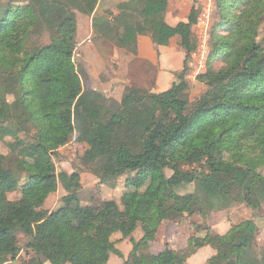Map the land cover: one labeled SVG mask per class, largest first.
Segmentation results:
<instances>
[{
    "label": "trees",
    "instance_id": "obj_1",
    "mask_svg": "<svg viewBox=\"0 0 264 264\" xmlns=\"http://www.w3.org/2000/svg\"><path fill=\"white\" fill-rule=\"evenodd\" d=\"M98 2L0 0V140L15 137L25 125L34 128L31 140L15 150L20 159L12 165L0 153V264L18 256V232L28 238L33 264H108L110 253L122 257L116 240L127 238L131 250L121 264H187L205 246L214 250L205 264H264L254 219L232 224L224 234H210L204 224L214 208L243 203L254 212L264 203L259 170L264 166V35L258 36L264 0L221 1L228 16L222 26L228 29L216 36L213 56L221 66L198 76L208 89L190 111L185 75L195 7L185 21L170 25L168 0H125L117 13L106 14L113 26L95 15ZM77 14L92 16V28L103 37L112 34L122 47L136 43L119 35L127 24L159 46L178 36L185 53L182 69L163 91L125 89L117 108L110 109V98L83 88L73 60ZM45 33L48 42L42 43ZM75 134L86 146L84 163L97 177L105 174L109 159L115 163L112 174H139L136 181L126 180L120 205L105 199L95 210L73 190L56 209L42 207L66 176L56 172L52 153ZM20 171L26 174L22 184ZM70 179L77 185V175ZM17 189L19 197L9 200L7 193ZM186 212L200 214L202 221L194 225L204 235L188 236L183 249L152 254L149 243L171 213ZM136 228L142 236L135 241Z\"/></svg>",
    "mask_w": 264,
    "mask_h": 264
},
{
    "label": "rangeland",
    "instance_id": "obj_2",
    "mask_svg": "<svg viewBox=\"0 0 264 264\" xmlns=\"http://www.w3.org/2000/svg\"><path fill=\"white\" fill-rule=\"evenodd\" d=\"M122 1L125 0H99L95 15L107 17L110 23H113L112 15L107 16L106 14L110 12L112 14L117 13L119 11L118 4ZM221 1L222 0H169L172 12L176 10L179 12L178 14H185V12L187 13L188 10L190 11L193 6L197 10V22L192 27L191 48L187 55V71L185 75L188 85L186 93L189 101V111L195 107L197 100L208 89L203 82L198 80V76L206 73L210 67L212 70H216L221 66L219 60L213 59V56L215 55L214 53L217 52L219 48L216 36L225 35L228 29V26H222V24L227 21L228 16L224 14V8L223 5L221 6ZM239 6H242V3L239 4ZM91 17L77 14V24L80 25L79 30H82V34L85 32V28L87 31L84 37L81 36V38L76 36L78 38L77 40L75 37L73 49V60L78 68L83 88L94 89L110 98L112 103H109L108 107L113 110L117 108L116 103L120 100L114 98L117 96L116 93L122 95L125 89L130 87H136L145 91H153L151 89L153 85V69L141 61L133 60L134 62H131L132 60H130L133 59V55L135 54L133 51L135 47L133 43H129L122 47L115 42V38L112 34H110V37H103L101 33L92 28ZM115 24L116 22L112 25L115 26ZM130 30L132 32L134 31L132 24L124 25L118 29L119 35L122 38L124 37L127 41L133 40V38H128ZM263 35L264 21L260 25L258 34L259 39L262 38ZM40 41L42 43L48 42V34L45 33ZM174 43L175 40H173V45ZM120 60L123 61L125 64L124 66L119 65ZM95 73L97 76H95ZM121 74L129 77L125 86L119 87L117 84L113 83L111 87H107V90L104 91L102 89L103 86H101V83L109 82L115 77L121 76ZM7 100L12 101L13 96H8ZM25 126L26 128L24 131L19 132L15 137L5 136L0 140V153L7 158V161L11 165L16 160L20 159V157L18 156L17 158L15 154V150L20 147L19 144L22 141L28 142L31 140L34 131L33 125ZM85 149V144L79 142L75 134L65 145L60 146L54 153H52L51 158L55 165L56 172H64L66 173V176L58 180L56 190L47 197L46 206H42L44 209L48 211L56 209L61 203L62 196L73 190L78 192L82 204H91L95 210L101 207L105 199H113L120 205L121 195L128 190L125 183L126 180L131 178L136 181L138 179L139 174L137 173H124L119 176L112 174L111 172L115 168L113 159H109L105 174L97 177L93 173V166L87 165L83 161ZM259 170L264 174V166L259 167ZM164 172L167 176L172 173L168 168H166ZM18 175L20 176L19 183L22 184L26 180V174L20 171ZM70 175L78 176V183L76 181L77 185L70 179ZM187 191H193V186L190 185L187 188ZM18 197V189L7 193V198L9 200H16ZM193 215L194 217L196 216L194 223L202 221L200 220L201 216L198 212H193ZM210 216L212 217L214 224L209 227ZM247 218L254 219L258 227V232L254 236V241L260 251L264 248V203L254 212L243 203H233L225 208H214L210 210L204 220V224L207 226V232L214 234L216 231L222 232L229 225L231 226L232 223L235 224ZM193 229V234L200 236L205 233V230L203 229H200L199 232H197L194 224ZM134 231L136 232L134 233ZM134 231L132 232L131 237H133V233L134 237L138 236V232L141 233L139 228H136ZM17 239L18 245L21 248L18 256L16 259L12 260V262H4L3 264H33L29 262L33 253L25 247L28 238L24 236L23 233L18 232ZM163 240L165 247L169 248V243L166 241V237H163ZM119 241L116 240V244L113 245L114 248L120 249L123 254H126L131 247L129 238L118 243ZM205 249L206 248L201 252L202 258L208 255V250ZM110 254L114 260L117 259L116 257L120 259H123L124 257L122 253V257L118 255L115 256L113 253ZM191 264H198V261H192Z\"/></svg>",
    "mask_w": 264,
    "mask_h": 264
},
{
    "label": "crops",
    "instance_id": "obj_3",
    "mask_svg": "<svg viewBox=\"0 0 264 264\" xmlns=\"http://www.w3.org/2000/svg\"><path fill=\"white\" fill-rule=\"evenodd\" d=\"M171 9L172 8L170 7V2L168 0V6L165 14V20L168 24L174 25L179 21L186 20L189 10L187 13L185 12V14L184 13L178 14L179 13L178 11L174 10V12H172ZM79 28L80 25L77 24L76 36L84 37L87 32L86 28L83 34H82V30H79ZM77 37L76 40L78 39ZM128 38H133L136 42L135 43L136 52L133 55L134 56L133 59H130L132 60L131 62H134L133 60L141 61L142 63L147 64L153 69V85L151 89L154 92H159L167 89L171 85V83L175 80L176 73L179 72L183 67L185 53L178 44L179 37L174 36L173 38H171L169 44L166 46H159L155 43L152 37L148 35L136 34L134 31L132 32L131 30ZM173 40H175L174 45H173ZM119 65L124 66L125 64L123 63L122 60H120ZM95 76H97L96 73ZM128 78L129 77L123 76L121 74V76H117L114 79L110 80L109 82L101 83V86H103L102 89L104 91L107 90V87L108 88L111 87L113 83L117 84V86L119 87L125 86L127 84V81L129 80ZM116 94L117 96H115L114 98L119 100L121 94L120 93H116ZM46 201L47 200H45V202L43 203V206H46L45 205ZM172 214L173 213H171L169 219L157 232L155 239L149 243L148 249L152 254H158L166 249L165 245L163 244L164 243L163 237H166V241H168L170 249L179 250L185 248L188 236L193 234L194 232L193 224L195 222L194 219L196 217V216L194 217L193 212L191 213L186 212L181 214L174 213L173 215ZM212 224H214V221L210 216L209 227ZM229 226L222 232L216 231L215 233L224 234L229 229ZM135 232L136 231H134V233ZM134 233H133V239L135 240H138L142 236V234L138 232V236L134 237ZM114 238L116 239L118 238V236L116 235ZM123 240L119 241V239H117V241H119L118 243L123 242ZM204 248H206L205 250H208V255L202 258L201 252H203L202 250ZM130 250L131 247L128 249L126 254L125 253L123 254L122 250H120V252L124 256L123 258L127 257ZM213 254H214V250L210 246L202 247L187 259V264H191L192 261H198V264H205V261ZM116 258L117 259L114 260L112 255L110 254L108 259V264H121L123 259H120L118 257ZM10 262H12V260L7 261L6 263H10ZM45 264H49V263H45Z\"/></svg>",
    "mask_w": 264,
    "mask_h": 264
}]
</instances>
